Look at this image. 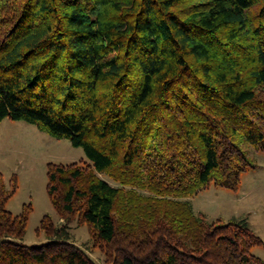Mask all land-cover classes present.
Masks as SVG:
<instances>
[{"label":"trees","instance_id":"obj_1","mask_svg":"<svg viewBox=\"0 0 264 264\" xmlns=\"http://www.w3.org/2000/svg\"><path fill=\"white\" fill-rule=\"evenodd\" d=\"M5 117L83 149L91 168L49 163L47 193L111 247L106 264L262 263L245 221L179 198L236 189L244 144L264 151V0H0ZM5 198L0 183V264H95L51 223L24 244L27 211Z\"/></svg>","mask_w":264,"mask_h":264},{"label":"rangeland","instance_id":"obj_2","mask_svg":"<svg viewBox=\"0 0 264 264\" xmlns=\"http://www.w3.org/2000/svg\"><path fill=\"white\" fill-rule=\"evenodd\" d=\"M243 149L252 163L240 173L236 189L210 181L191 196L179 199L187 201L204 222L245 221L263 242L252 245L249 252L264 264V151L250 144H244ZM49 163L79 165L85 171L91 168L83 149L71 145L67 138H55L24 120H0V183L6 196L3 207L12 215L27 211L21 241L27 245L46 241L51 223L66 230L70 242L83 249L95 264H106L111 259V247L94 236L81 212L62 217L51 203L47 193ZM94 173L109 184L118 185L108 173ZM137 190L147 194L144 189Z\"/></svg>","mask_w":264,"mask_h":264}]
</instances>
